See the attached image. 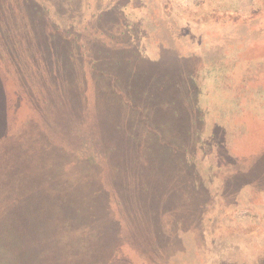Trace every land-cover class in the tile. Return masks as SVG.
<instances>
[{"label":"rangeland","instance_id":"374dc122","mask_svg":"<svg viewBox=\"0 0 264 264\" xmlns=\"http://www.w3.org/2000/svg\"><path fill=\"white\" fill-rule=\"evenodd\" d=\"M4 133L0 264H264V0H0Z\"/></svg>","mask_w":264,"mask_h":264},{"label":"trees","instance_id":"16d2710c","mask_svg":"<svg viewBox=\"0 0 264 264\" xmlns=\"http://www.w3.org/2000/svg\"><path fill=\"white\" fill-rule=\"evenodd\" d=\"M120 13L123 14L122 11ZM67 122H70L71 125L69 124L67 132L63 134L62 138L66 139L65 137H69L70 135L73 136V139L70 140L71 143L68 142V155H71L72 158L83 160L96 166L105 164L107 162V156L110 151L109 146L106 144V140H104L103 138H95L90 134L86 136L80 135V132L76 130L77 126L75 125V123L82 125L81 120L72 121L67 119ZM149 128V131H151L152 133L157 132L155 126H149ZM6 137H8V134L6 133L0 135V177L12 175H14L13 177L17 178H21L22 176L26 177L27 175H29V173L27 170H24V159H26L28 151L18 149L17 151H12L10 148L4 147L6 145L4 144L6 142ZM262 184L264 183H260L259 185ZM128 245L130 246H128L130 250L135 249L141 257H144L149 261L150 259H152L154 252H151L149 249L143 251L142 249L136 248L131 244Z\"/></svg>","mask_w":264,"mask_h":264}]
</instances>
